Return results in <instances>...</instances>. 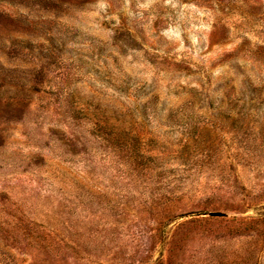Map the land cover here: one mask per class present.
I'll return each mask as SVG.
<instances>
[{
    "label": "rangeland",
    "instance_id": "rangeland-1",
    "mask_svg": "<svg viewBox=\"0 0 264 264\" xmlns=\"http://www.w3.org/2000/svg\"><path fill=\"white\" fill-rule=\"evenodd\" d=\"M0 264H264V0H0Z\"/></svg>",
    "mask_w": 264,
    "mask_h": 264
}]
</instances>
